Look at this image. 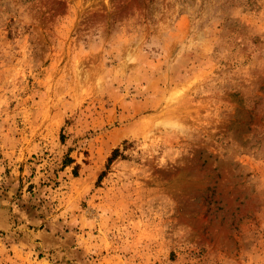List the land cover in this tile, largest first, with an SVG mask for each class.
I'll return each instance as SVG.
<instances>
[{
    "label": "rangeland",
    "instance_id": "374dc122",
    "mask_svg": "<svg viewBox=\"0 0 264 264\" xmlns=\"http://www.w3.org/2000/svg\"><path fill=\"white\" fill-rule=\"evenodd\" d=\"M0 264H264V0H0Z\"/></svg>",
    "mask_w": 264,
    "mask_h": 264
},
{
    "label": "trees",
    "instance_id": "16d2710c",
    "mask_svg": "<svg viewBox=\"0 0 264 264\" xmlns=\"http://www.w3.org/2000/svg\"><path fill=\"white\" fill-rule=\"evenodd\" d=\"M117 153H118V151H115V152H114V155H113V157L111 158V160H112L113 158H115V156L117 155Z\"/></svg>",
    "mask_w": 264,
    "mask_h": 264
}]
</instances>
